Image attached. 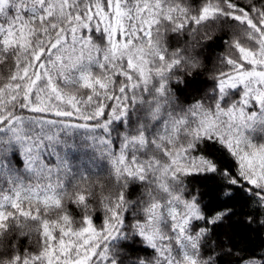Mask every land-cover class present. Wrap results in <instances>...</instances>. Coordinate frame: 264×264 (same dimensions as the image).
Segmentation results:
<instances>
[{"label":"snow or ice","instance_id":"obj_1","mask_svg":"<svg viewBox=\"0 0 264 264\" xmlns=\"http://www.w3.org/2000/svg\"><path fill=\"white\" fill-rule=\"evenodd\" d=\"M237 226L264 231V0H0V264H264Z\"/></svg>","mask_w":264,"mask_h":264},{"label":"trees","instance_id":"obj_2","mask_svg":"<svg viewBox=\"0 0 264 264\" xmlns=\"http://www.w3.org/2000/svg\"><path fill=\"white\" fill-rule=\"evenodd\" d=\"M220 48L214 47L213 50L207 55L210 57H214V55L219 54ZM197 88H199L202 83L206 80V76L201 75L199 77L195 78ZM189 93H185V95H188ZM215 185H208L209 188L214 187ZM236 231L238 233L237 240L238 242H241L242 244H245L246 246L253 247V248H259L262 244H264V231H252V232H246L244 231L242 226H237Z\"/></svg>","mask_w":264,"mask_h":264}]
</instances>
